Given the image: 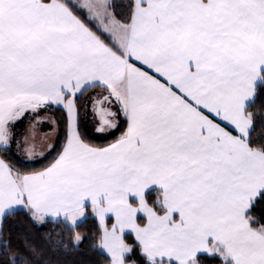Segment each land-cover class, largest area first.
<instances>
[{
  "label": "snow or ice",
  "instance_id": "snow-or-ice-1",
  "mask_svg": "<svg viewBox=\"0 0 264 264\" xmlns=\"http://www.w3.org/2000/svg\"><path fill=\"white\" fill-rule=\"evenodd\" d=\"M0 264H264V0H0Z\"/></svg>",
  "mask_w": 264,
  "mask_h": 264
}]
</instances>
